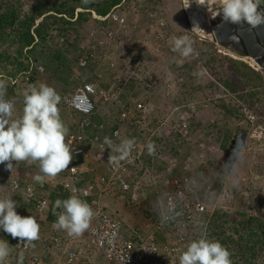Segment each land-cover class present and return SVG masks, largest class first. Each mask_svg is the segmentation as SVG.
Segmentation results:
<instances>
[{
  "label": "rangeland",
  "instance_id": "obj_1",
  "mask_svg": "<svg viewBox=\"0 0 264 264\" xmlns=\"http://www.w3.org/2000/svg\"><path fill=\"white\" fill-rule=\"evenodd\" d=\"M22 3L27 9L32 0ZM192 4L198 8L195 0H190V6ZM213 5L209 6L210 11ZM207 6L201 10L204 19L210 14ZM186 9L185 0H122L110 14L118 13L124 17L126 34L125 29L117 25L112 31L119 36L120 44L110 40L105 47V55L100 53L96 56L94 52L97 50H93L91 57L96 61L104 59L98 68L102 84L113 81L116 84L114 88L121 85L125 91L127 83H120L118 78H114L118 73L131 74L137 80L146 78L150 93L142 92L138 98L148 97L157 114L169 117L170 122L184 115L185 104L193 103L195 110H190L187 140L181 142V138L176 136L166 138L168 145L179 146L175 157L178 166L173 168L172 173L178 172L177 167L187 165L190 173L202 185H211L216 194L212 201L206 199L207 203H211L202 215L205 227L191 229L189 240L198 239L199 233L203 232L208 239L219 241L230 250L233 264H264V82L257 77L259 72L241 58L218 52L213 43L192 30ZM151 12H155L163 23V28L155 32H149L150 28H147ZM135 23H139L140 29H133ZM92 24L83 26L79 39L90 37L97 48L99 46L89 35L91 30L96 29ZM205 27L208 30L209 23ZM158 33L161 36L157 37ZM181 36H187L192 41L194 51L188 57L173 50L175 39ZM84 42L76 41L73 52ZM43 57L45 70L37 79V86L46 83L54 87L61 96V102L72 95L73 85H76L75 73L80 71L86 79L93 75L94 70L89 65L82 72L78 66L80 58L71 63L73 72H68L64 65L49 57L47 50L43 52ZM110 62L118 65L115 75ZM127 92L124 97L129 94ZM121 104V101L117 102V105ZM59 108L60 116L67 125L77 123L69 109L60 105ZM234 149L242 156V162L235 165V170L232 166L225 167ZM94 151L89 152L88 169L98 175L101 165L98 166L93 159ZM0 175L3 179L0 182L8 183L7 172L2 165ZM159 194L157 186V189L148 191L147 202L146 199L138 209L130 204L128 210H138L143 215L147 211L149 219L153 220ZM104 200L111 215L116 214L119 220L126 223L128 210H123L113 198ZM250 218L260 220V224L250 221ZM243 220L250 222L252 233H256L251 241L248 240V223L242 224Z\"/></svg>",
  "mask_w": 264,
  "mask_h": 264
},
{
  "label": "built area",
  "instance_id": "obj_2",
  "mask_svg": "<svg viewBox=\"0 0 264 264\" xmlns=\"http://www.w3.org/2000/svg\"><path fill=\"white\" fill-rule=\"evenodd\" d=\"M119 15L118 13H109L105 17L96 15L94 17L100 20L109 17L118 26H122L125 32L127 30L125 19ZM149 17L147 18L149 32L163 28V23L155 12L149 13ZM132 27L140 29L139 23H135ZM89 35L91 38L96 36L94 41L101 48H105L110 40H115L120 44L117 39L119 36L112 30L93 29ZM159 36H161L160 33L157 37ZM60 41L62 42L63 39ZM90 56H93V52ZM88 62L89 60L84 58L78 60V66L82 72L88 67ZM43 72L44 67L33 61L24 75L19 79L12 80V83L18 84L19 89L24 93L29 90L30 86L37 85V79ZM75 74L76 87L71 97H66L60 106L75 110L84 119L80 123L77 122L78 130L76 132H69L66 142L73 148V155L88 157L89 151L81 146V143L88 139L92 148L95 149L93 159L98 163V166L105 164L107 172L97 175L93 182L84 185H77L65 180L63 186L71 195L90 197L95 216L91 221L90 228L85 232L86 238L83 241L81 236H66L65 230L57 229L54 226L55 222H47L48 200L47 198L38 200L33 215L37 219L46 221L50 226V230L46 229L47 231L44 233L42 231L39 240L43 246L51 243L58 245V251L51 259H46L41 254L33 252L34 243L25 246L19 238L13 239L10 234L2 230L0 240H6L13 249L5 264H19L21 256L23 264H94L96 256H102L106 261L114 264H179L181 252L186 250L187 245L191 242L189 240L191 229L201 226L204 228L206 225L202 215L206 210L208 211L207 205L211 203H207L206 199L212 201L216 198V194L211 185H202L201 181L193 173H190L187 165L177 167L178 172L172 173L173 168L178 166L176 155L168 156L164 147L155 144L153 139L157 137L164 139L175 132L178 139L181 137L183 142L187 140L190 134L189 118L192 114L191 111L195 110V106L193 103L185 104L184 115L174 122H170L169 117H156L153 127L147 128L149 134L140 143H136L130 158L119 164H111L108 162L111 149H108V146L104 144V139L107 137L115 144H119L122 139L127 138L124 132L126 128L122 124L111 134H108L102 130L100 124L97 125V122L90 120L89 117L96 109L95 97H99L102 106L109 99V93L102 89L99 90L80 71ZM12 101L15 104V101ZM133 110L141 111L143 115H146L151 108L143 101H137L134 109H123L120 112L121 123L125 120H129L131 123L135 122ZM150 142L156 146L154 155H149L147 151L146 146ZM112 154L115 155V153ZM151 162L152 164H150ZM154 163L159 167H155ZM83 169L85 168L72 165L70 173L77 175ZM45 180L53 183L56 182V177H46ZM157 186L160 188V198L155 208V223H152L153 227L150 232L143 233L140 228H133L128 234L124 233L121 221L108 212L106 213L102 208L103 197H114L126 193H130L129 204L141 206L146 200L148 191L157 189ZM73 189L76 191L73 192ZM17 193H20L23 201L27 203L36 200L37 197L33 182L22 184L18 176H11L8 181L7 193H3L0 189V199L7 196L13 197ZM61 211L62 209H58L57 217ZM177 212L181 215L176 216L175 219H168ZM158 234H165L167 240H160ZM76 239L82 242L80 249H74L72 245ZM84 247L93 248L94 253L91 255L84 253L81 249Z\"/></svg>",
  "mask_w": 264,
  "mask_h": 264
},
{
  "label": "trees",
  "instance_id": "obj_3",
  "mask_svg": "<svg viewBox=\"0 0 264 264\" xmlns=\"http://www.w3.org/2000/svg\"><path fill=\"white\" fill-rule=\"evenodd\" d=\"M23 1L25 0H0V79L6 81L7 84L5 99L10 98L15 101V106H19V110L17 109V115L20 117L23 114V92L19 89L18 84L16 85L12 83V80L16 78L19 79L24 75L29 69L30 63L33 61L44 67L42 60L44 59L43 52L47 50L49 57L64 65L68 72L73 70V67L71 68L72 62L77 61L79 58L89 60L88 65L92 67L91 69L94 71L92 77L88 80L94 83L99 90L102 89L109 93V99L102 106L99 103V97H95L94 103L96 109L89 117L91 121L95 123L97 122V125L102 123L100 127L108 134H111L114 129L124 124V128H126L124 131L125 136L129 139L134 138L136 143H140L141 140L146 138L149 134L147 128L149 129L153 127L155 118L157 116L163 118L164 116L162 113L159 115L157 114V111L151 106V101L148 97H143L142 99L138 98V95L142 94V92L150 93L149 82L147 79L143 78L137 80V78L131 74L126 75L118 73L114 78H118L117 80H120V83H127L125 91L122 90L123 87H121V85H117V88H114L113 86L116 84L113 81L111 83L107 82L102 84V75L99 74L98 68L104 59L96 61L95 58L90 56V54L93 50H97L94 52L96 56L100 53L105 55V48H96L90 37H87L86 40L79 39L82 32L81 29L85 24H90V22H93L91 26L94 25L93 28L96 29L112 30L114 27H117L116 22L109 17L105 20H100L95 18L94 15L102 17L107 16L113 8L120 5L122 0H92V2L88 4H83L82 0H32V3L27 9H24ZM91 17L92 19H90ZM94 38H96V36ZM94 38H92L93 41L95 40ZM60 39H63V41L61 42ZM76 41H80L82 44L84 42V45L79 47L76 52H73L74 49H72V47ZM200 42L206 41L201 39ZM70 53H72L71 57ZM110 66L114 73L113 75H115V73H117L118 65L110 62ZM259 76L261 78L260 74ZM75 87L76 85H73L71 93H73ZM126 90L129 94H127V97H124ZM120 101L122 104L117 105V102ZM137 101H143V103L150 106L151 110L149 113L143 115L141 111L133 110L135 115L133 120H135V122L131 123L129 120H125L121 123L119 120L120 112L123 109H134ZM101 108L104 111L101 110ZM114 109L116 110L112 112ZM70 113L75 119H77L78 123L82 122L84 119L80 113L73 109L70 110ZM61 119L66 123L63 118ZM67 127L69 128V132H76L78 130L77 123L67 125ZM172 136L175 137L177 135L175 132H172L169 137H165L164 139L158 137L153 139L155 144L164 147L167 151V155L170 157L178 154L179 151L178 144L170 146L166 142V138H171ZM182 140L183 139L181 138V142H183ZM81 146L89 152L94 150L88 139L84 140L81 143ZM13 163L15 165V162ZM88 164V157L74 155V159L69 165V169L56 176V182L52 183L45 180L43 184L38 183L33 179V177L39 172V165L37 162L32 164L27 162L16 163L12 172L8 170L4 164L0 165L5 167L7 173L10 174L11 172L14 176H18L22 184L33 182L35 185L36 200L28 203L24 202L20 193H17L12 197L17 203V213L21 216H34L33 211L35 204L38 200L47 198L48 211L46 221L56 223L58 218L56 213L58 209H55L54 214L55 201L57 199L64 200L72 196L69 191L64 188L63 181L68 180L77 185H84L93 182L97 176V174H94L88 168L86 171H82L77 175H72L70 173V167L72 165H86L88 167ZM155 167H159V165H156ZM105 172H107L106 165L103 164L100 167L99 174H104ZM78 197L91 205L90 197ZM102 208L106 213L108 212V214L111 215L108 211L107 205L104 204V201H102ZM112 216L117 217L116 214H112ZM249 220L260 224V220L256 218H250ZM121 224L123 232L128 234L129 227L126 226L123 221H121ZM242 224L248 225V240L251 241L252 237L256 234L252 233V226H250L251 223L247 220H243ZM46 225L48 224L46 223ZM77 249H80V247ZM81 249L84 253L91 255L88 253V248L84 247Z\"/></svg>",
  "mask_w": 264,
  "mask_h": 264
},
{
  "label": "clouds",
  "instance_id": "obj_4",
  "mask_svg": "<svg viewBox=\"0 0 264 264\" xmlns=\"http://www.w3.org/2000/svg\"><path fill=\"white\" fill-rule=\"evenodd\" d=\"M92 0H82L83 4L91 3ZM199 5L209 0H196ZM264 0H216V5L209 12L212 18L222 14L225 22L237 25L247 23L249 29L264 25V10L259 6ZM190 7V0H185V8ZM199 29L195 26L192 30ZM238 42V36L230 37ZM174 51L180 52L181 56L188 57L194 51L192 41L187 36H181L174 41ZM6 81L0 79V164L12 172L16 163L37 162L39 172L33 179L43 184L45 178H55L61 172L69 169L74 159V150L66 137L69 128L60 116L59 105L61 96L56 89L46 83L30 86L23 93V114L14 118L15 104L12 100H6ZM104 144L111 149L108 162L119 164L130 158L136 145L134 138H124L119 144H115L110 138L105 137ZM149 155H154L156 146L154 143L147 144ZM112 153H115L113 155ZM15 162V165L14 163ZM242 162V156L236 149L233 150L225 167ZM76 190L73 189V192ZM17 203L11 196L0 199V229L11 235L13 239L19 238L24 245L32 244L39 240L41 224L35 216H21L16 211ZM55 209H62L58 214L55 227L65 230L69 236H82L91 225L95 216L92 206L76 195L67 199H57ZM181 213H175L168 219H175ZM12 246L6 240H0V264H5L12 252ZM232 253L219 241L210 240L203 233L199 238L192 240L186 250L179 256V264H233ZM19 264H23L21 256Z\"/></svg>",
  "mask_w": 264,
  "mask_h": 264
},
{
  "label": "water",
  "instance_id": "obj_5",
  "mask_svg": "<svg viewBox=\"0 0 264 264\" xmlns=\"http://www.w3.org/2000/svg\"><path fill=\"white\" fill-rule=\"evenodd\" d=\"M259 9L264 10V3ZM205 20L209 23L208 34L201 37L213 43L218 52L241 58L259 72L264 82V25L250 30L246 22L242 26L228 23L223 21L222 14L212 18L211 13ZM233 35L238 36V42L230 39Z\"/></svg>",
  "mask_w": 264,
  "mask_h": 264
},
{
  "label": "crops",
  "instance_id": "obj_6",
  "mask_svg": "<svg viewBox=\"0 0 264 264\" xmlns=\"http://www.w3.org/2000/svg\"><path fill=\"white\" fill-rule=\"evenodd\" d=\"M257 77L259 79H261L260 76H259V74H257ZM15 107L16 108H15L14 114H15V117H16V116H18L17 115L18 114L17 109L19 110V106H15ZM80 167H84L85 168V169H83V171L87 170V168H88L86 165L85 166H80ZM100 167H98V168H100ZM1 176L2 175H0V180H3ZM7 176H8V181H9L10 177L11 176H14V174H12L10 172V174L7 173ZM0 189H1V191L3 193H7V191H8V183L0 182ZM129 195H130L129 193H126V194H118V195H116L114 197L105 196V197H103L102 201H104V204H105L106 202H105L104 198H109V199L110 198H113L114 201H115V203L119 204L122 207L123 210H128L129 209V206H130V204H129L130 196ZM147 198H148V194H147L146 199ZM147 201H148V199L146 200V202ZM138 208H139V205L136 206V209H138ZM149 214L150 213H147V211H145V213L143 215V213H140L139 214L138 210H137V212H133L132 210H130V211L128 210V212L125 214V217L127 216V218L125 219L126 220V223L124 222V224L126 226H128V227H132L131 229H133V228H140L143 233L150 232L151 229H152V227H153V224L152 223L153 222L155 223V219H154L155 216L153 217V220H151V219H149V216H148ZM37 221L41 224L40 236H42V231L44 233L45 231H47L46 229L50 230L49 229L50 226H49V224L46 225V221H44L42 219L41 220L40 219H37ZM0 232H2V229H0ZM64 234L66 236H69L66 231H64ZM85 238H86V234L84 233L81 236V239L84 241ZM158 238L160 240H167V237L165 236V234H163V235L162 234H158ZM33 243H34L33 252L41 254L46 259H51L52 256L59 249L58 245H54L53 243L48 244V245H45V246H43L41 244L40 240H37V241H35ZM72 245H73L74 249H77L78 247H80L82 245V242H79L76 239V240H74V242H73ZM93 250H94L93 248H88V252H90L89 254H93L94 253ZM11 254H12V252H11ZM94 264H114V263L106 261L102 256H96V260H95V263Z\"/></svg>",
  "mask_w": 264,
  "mask_h": 264
},
{
  "label": "bare ground",
  "instance_id": "obj_7",
  "mask_svg": "<svg viewBox=\"0 0 264 264\" xmlns=\"http://www.w3.org/2000/svg\"><path fill=\"white\" fill-rule=\"evenodd\" d=\"M195 2H196V0H195ZM212 3L215 4L216 3V0H209V6L210 7H212V5H213ZM196 5L198 6L199 9L193 7L194 5L192 4L186 10H187V13H188V16H189V19H190V21L192 23L193 28L198 25L199 28L203 30V31H201L199 29H195V32L198 33V34H200V35L206 36L208 34V30H206L207 29L205 27L206 20L204 19V16L202 15L203 12L201 10L203 9L202 7H206L207 6V3L205 5H201V7L197 3H196Z\"/></svg>",
  "mask_w": 264,
  "mask_h": 264
}]
</instances>
